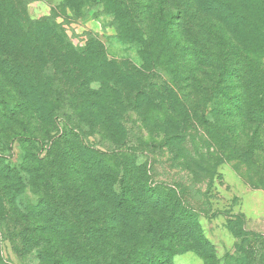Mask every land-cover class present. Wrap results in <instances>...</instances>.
Wrapping results in <instances>:
<instances>
[{"label": "trees", "instance_id": "obj_1", "mask_svg": "<svg viewBox=\"0 0 264 264\" xmlns=\"http://www.w3.org/2000/svg\"><path fill=\"white\" fill-rule=\"evenodd\" d=\"M85 1L62 0V4L79 8ZM101 2L117 16L123 41L134 31L143 63L164 56L174 63L182 60L191 80L203 86L196 109L187 105L188 97L166 90L172 112L178 116V107L184 108L180 114L183 126L177 135L189 133L191 128L185 125L198 117L208 148L213 142L227 162L244 171L249 183L264 190V22L251 26L244 41L239 29L241 23H247L234 0ZM162 12L167 14L164 20L157 15ZM18 37L28 48L26 70L33 66L42 74L50 65L59 71V63L72 60L79 64L92 54L90 49L74 50L52 15L32 20L18 0H0V42L8 44ZM78 70L93 69L80 65ZM87 109L43 105V118L62 120L63 128L46 148L34 135L27 138L38 154L22 161L25 177L20 181L38 194L25 209L38 219V236L45 238L23 236L22 244L28 251L39 248L37 259L49 264H171L181 244L205 262L214 259L193 208L164 185L155 184L147 166L137 165L134 150L130 152L123 147L125 142L115 141L116 148L103 152L80 136L77 128H86L79 125L84 123L81 112ZM227 116L233 118V124L239 123L238 135L234 146L224 148L220 143L228 137L222 130L229 121L222 118ZM94 128L96 123L88 125L89 130ZM17 238L10 236L15 251ZM245 260L231 255L224 258L225 264H244Z\"/></svg>", "mask_w": 264, "mask_h": 264}, {"label": "rangeland", "instance_id": "obj_2", "mask_svg": "<svg viewBox=\"0 0 264 264\" xmlns=\"http://www.w3.org/2000/svg\"><path fill=\"white\" fill-rule=\"evenodd\" d=\"M18 1L25 6L29 19L52 15L74 50L90 49L92 54L79 64L78 59L77 63H59V71L50 65L42 74L33 66L26 70L28 48L21 37L8 44L0 42V264H49L37 259L39 248L28 251L21 242L23 236L40 238L38 219L25 209L38 193L20 181L25 177L22 161L38 154L27 138L34 135L46 148L50 138L63 128L62 120L43 118V105L88 107L81 112L84 123L79 124L86 128L77 129L89 146L110 152L116 148L115 141L125 142L123 147L135 151L137 165L147 166L155 184L164 185L193 208L214 259L205 262L181 244L171 264H225L228 255L246 258L244 264L253 260L264 264V190L249 183L244 171L237 169L234 162H227L213 142L208 148L198 117L185 125L191 128L189 133L180 130L184 136L177 135L184 122L180 115L184 108H176L178 116L173 113L166 90L188 97L187 105H195L196 109L200 105L198 93L203 88L191 80L187 64L182 60L174 63L166 56L143 63L134 31L129 40L123 41L117 16L101 0H87L79 8H67L62 0ZM234 1L247 23H241L239 29L246 41L251 26L264 22L260 21L264 19V0ZM37 2L49 10L47 15L39 13L42 16L33 19L28 12ZM157 15L163 20L167 17L163 12ZM80 65L93 70L81 73L77 71ZM196 114L199 116V111ZM222 119L229 121L222 130L228 138L220 146L229 148L234 146L239 123L233 124V118L228 116ZM92 122L96 128L89 130ZM20 135L25 138L20 139ZM15 235L16 251L10 241V236Z\"/></svg>", "mask_w": 264, "mask_h": 264}, {"label": "crops", "instance_id": "obj_3", "mask_svg": "<svg viewBox=\"0 0 264 264\" xmlns=\"http://www.w3.org/2000/svg\"><path fill=\"white\" fill-rule=\"evenodd\" d=\"M48 10L49 8L47 5L37 2L36 5L32 7V9H29L28 13L33 19H37L42 16V15H39V13L47 15Z\"/></svg>", "mask_w": 264, "mask_h": 264}]
</instances>
